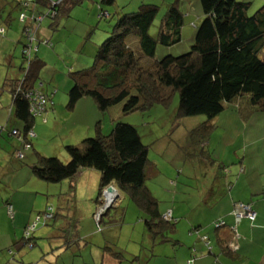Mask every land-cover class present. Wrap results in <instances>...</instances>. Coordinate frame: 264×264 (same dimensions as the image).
Segmentation results:
<instances>
[{
    "label": "rangeland",
    "instance_id": "rangeland-1",
    "mask_svg": "<svg viewBox=\"0 0 264 264\" xmlns=\"http://www.w3.org/2000/svg\"><path fill=\"white\" fill-rule=\"evenodd\" d=\"M238 1L252 4L249 15H253L264 6V0ZM93 2L98 6L100 0H85L74 6L69 18H64L63 24L58 29H51L52 20L45 19L41 24V30L38 31L35 45L38 44V36L42 34L44 28L43 33L48 34L49 42L48 44L40 42L39 47L32 54V58L38 56L45 63L36 87L43 94L45 91L52 94L56 90V94L52 97L55 111H48V119L45 116L47 112L35 118L33 130L35 136L30 137L32 142L28 141L30 147L22 149L24 158H15L12 164L17 171H11L6 177V180L15 187H21V190L18 189L21 192L16 193L15 197L21 205L22 212L17 220L0 212V264H100V262L95 263L96 259L107 246L122 252L125 256L124 260L127 261L125 264H149L156 258L164 257L167 247H155L150 241L145 227L147 216L140 211L129 195L119 192L115 185L113 186L120 196V199L115 201L121 203L103 214L105 223L100 227L97 216L101 213L104 206L101 202L104 203L105 199L104 196L98 198L99 172L92 170L96 174L95 179L86 176L79 182H76L75 178L60 183H48L32 173V168L37 162V154L43 157H57L64 163L68 162L70 158L66 147L79 146L84 139L95 137L98 119L102 121L100 125L104 135L111 132L113 127L111 120L137 128L142 142L149 148L150 164L145 185L159 202V209H166L167 213L174 207L181 209L184 216H179L177 212L174 216L175 219L180 220L181 232L178 235L188 233L186 228L192 224L190 218L197 220L208 217L204 210H207V202L209 200L211 202L214 197H211V191L206 195L205 191L218 186V180H215L214 176L224 181L228 176L225 172L230 170V165L222 166V164L231 154L234 156L236 147L242 146L240 140L242 137L240 136L238 141L237 137L246 125L237 119L232 120V116L228 115L234 112L239 116V104L236 103L226 104L221 115L222 119L219 122L224 126L223 128H231L233 131L232 136L224 129L216 131V136H221L216 151L215 147L208 151L202 149L201 145H193L190 133L208 119L204 115L181 117L178 93L172 95L168 104L156 103L147 110H139L131 114H124L123 104H119L112 107L106 115H101L91 98L83 99L77 111L69 110L67 103L68 92L73 87L72 73L93 65L96 49L109 38L115 24L124 14L138 11L143 4L159 7L158 15L149 32L152 37H157L160 22L170 5L176 3L179 6L184 15L182 41L173 47L158 46L156 60L167 55L180 56L187 53L194 43L196 26L203 17L200 0H116L114 6H103L107 7L104 9L112 15L111 19L99 20L94 14L95 19L93 17L88 20L87 13L94 6ZM109 8L111 10H108ZM25 13L29 16L28 11ZM19 20L25 26L21 16ZM90 20L95 28L89 29ZM22 24L18 22L16 25V34L19 38ZM109 24L112 26L106 34L104 31ZM10 32L13 36H8ZM14 34L13 29H8L7 34L4 30L0 31V85L6 79H10L7 77V69L16 72V75L12 74L14 80L15 77H22L21 68L25 67L22 46L14 44L16 37ZM131 40H133L132 45H136V40ZM16 46L19 48L16 49ZM134 50L144 67L153 64L154 60L145 57L140 48ZM6 55H16L14 66L6 68L8 65V61L5 60ZM87 123L92 125L90 135L87 134ZM217 123L218 119L215 121L216 125ZM234 124H239V131L235 130ZM234 142L236 144L233 148ZM243 156V151H239V157ZM182 206L184 207L180 208ZM47 214L52 216L47 217ZM39 218L41 220L37 221ZM9 232L13 236L17 232L19 239L17 243H12ZM23 238L25 241L30 239L36 242L35 246L31 249L21 248L24 244ZM19 249L27 254L15 258Z\"/></svg>",
    "mask_w": 264,
    "mask_h": 264
},
{
    "label": "trees",
    "instance_id": "trees-1",
    "mask_svg": "<svg viewBox=\"0 0 264 264\" xmlns=\"http://www.w3.org/2000/svg\"><path fill=\"white\" fill-rule=\"evenodd\" d=\"M26 1L21 2L22 14L31 8L23 7ZM115 1L100 0V20L112 18L102 5L113 6ZM81 2L35 0L33 6L47 7L46 12L33 14L42 17L37 26L40 27L45 19L58 20L61 14L64 16ZM200 4L203 17L196 26L190 50L160 60L155 59L158 46L173 47L182 41L184 15L179 6L176 3L170 5L160 22L157 37H152L149 32L159 7L143 4L138 11L124 14L109 38L96 49L93 65L72 73L73 87L68 92L67 108L73 111L79 101L91 98L101 115L119 104H123L124 114H131L147 110L156 103L168 104L172 95L178 93L181 117L204 115L208 119L190 133L193 145H201L202 149H207V139L216 129V118L225 110L226 104H237L239 99L246 97L255 113H264V6L249 15L252 4L247 1L200 0ZM23 23L24 29L30 25L29 20ZM131 39L136 40V45H132ZM28 44L25 39L24 48ZM134 48H140L145 57L154 60L153 64L144 67ZM23 60L26 66L21 68L22 77L6 81L5 87L13 96L14 115L23 124L22 132L17 131L21 140L13 136L28 144L35 122L30 94L37 89L36 82L45 63L33 58L28 64L24 55ZM112 122L108 135L103 134L102 121H99L95 137L84 139L79 146H67L70 159L66 163L57 157L37 154L32 173L48 183H60L74 180L83 169L95 170L100 174L98 198H102L106 188L115 185L147 216L145 227L153 246L167 243L179 246L180 242L173 238L177 221L166 219L159 209V202L145 185L150 164L149 148L142 142L135 126ZM104 215L100 218V227L105 223ZM232 216L236 222L233 213ZM214 226L221 228L226 222L220 220ZM236 229L232 227V238L227 246L234 253L238 250ZM200 238L205 242L204 237ZM31 243L35 246L34 241ZM205 243L210 244L209 238ZM105 251L120 264L125 261L124 254L114 247L107 246ZM190 262L194 264L193 260L188 264Z\"/></svg>",
    "mask_w": 264,
    "mask_h": 264
},
{
    "label": "crops",
    "instance_id": "crops-1",
    "mask_svg": "<svg viewBox=\"0 0 264 264\" xmlns=\"http://www.w3.org/2000/svg\"><path fill=\"white\" fill-rule=\"evenodd\" d=\"M22 1L23 0H0V31L4 30L5 34H7L8 29H13L15 33L14 35H16L14 44H21V48L24 51L25 27L19 20V17L22 14ZM52 1L55 2L57 0ZM93 3L94 6L87 13L88 20L93 17L95 19V15L98 17L99 7L95 5V2ZM103 6L104 5H102V7ZM46 10L47 7L45 5L39 6L37 4V6H33L28 9V14L39 15L42 12H46ZM108 10H111V8ZM69 14L70 12L66 13L64 15L65 17L61 14L58 20H52L50 23V28L56 30L61 27L64 18H69ZM18 22L23 25V28L20 32V38L16 34V25ZM34 24L37 23L32 22V24L30 23L29 27L33 28L34 26V28L37 29V39V35L39 33L38 31L41 30V26L38 27ZM111 26L112 25L109 24L106 31H104L106 34L109 33ZM88 27L89 29L95 28L91 25V20L88 23ZM98 28H100V25H98ZM43 31H45V28ZM43 31L42 34L38 36V45H40V42H43L44 44L49 42L48 34L43 33ZM11 35L13 36V34L10 32L8 36ZM94 47H96V45H94ZM15 48L18 49L19 47L16 46ZM15 56L16 55H6L5 60L8 61L6 68L14 66L16 59ZM34 58L39 59L38 56H35ZM39 60L42 61V59ZM6 72L7 77L10 79H6L5 77L4 80H6L0 85V126L4 128V130L0 132V212H2L5 216L6 214L10 215L8 207L12 206L13 212H15L12 218L17 220L19 217H21L22 208L21 205L18 204L15 196L16 193L21 192L18 191V189L21 190V187H15V185L6 180V177L11 173V171H17L15 167H12V164L14 163V159L18 158L17 153L22 152V149L26 148L24 147V143H22L12 134L13 131H18L21 133L23 130V124L14 115L13 96L9 89L5 87L6 81L13 80L12 74L16 75V72H10L8 69ZM16 79L20 78L15 77L14 80ZM43 87L45 86L43 85ZM45 94L50 99H53L52 97L56 94V90L52 94L49 91H45ZM81 101L78 102L74 111H77V107ZM237 104H239V116L234 114V112H230L228 115L232 116V120L237 119L239 122L242 121L241 123L246 125V128L242 129L237 137V141L242 137V139H240L242 141V146L236 147V150L233 153L234 156L231 154L227 161H224V164H222V166H225V164L230 165V170L225 172L228 174V176L224 178V181L222 182V180H219L218 177L214 176V179L218 180V186H214V188L210 189L208 188L207 191H205V195L211 191V197H214L211 202L210 200L207 202V210H204V212H207L208 217L205 216L204 219L199 218L197 220L190 218V222H192V224L190 227L188 226L186 228V230L188 229V233H184V235H178L181 232V228L179 227L180 220L175 219L174 216L176 214L175 212L181 216L183 214L181 209L174 207L173 209H170L168 213L165 211L166 209H160L162 214H171L172 218L177 221V235L175 234L173 238H177L176 240L180 242V245L176 247L170 243L157 244L155 247H167L164 257L152 260L155 258L154 256L153 258H150L152 263L149 264H188L190 260H193L194 264H264V113H255L254 109L249 105V102L246 98L239 99ZM49 110L55 111V104L52 108L48 109V111ZM48 111L45 115L47 119ZM222 113L216 118V121L218 119V123L216 129L211 133L212 136L210 135L211 137L207 139L206 146L208 151H210L213 147H215L216 151L219 146L221 136H216V131L224 129L227 134L229 132L232 136L233 129H225L223 128L224 126H222V124L219 122L220 119H222ZM99 121H101V119H98L97 123ZM225 126L227 128V125ZM234 126L235 130L239 131V124H234ZM87 129V134H92V125L90 123H87ZM216 137L217 139H215ZM31 144L33 146V143ZM235 144L236 143L234 142L233 148L235 147ZM241 150L244 153L243 157H239V151ZM226 168L225 170H227ZM86 176H92L94 179L96 178V174L91 169H83L76 176V182H79L80 179H84ZM175 199H177V197H175ZM120 203L121 201H117L114 206H118ZM238 203L252 205V208L257 214L256 220L254 222H251L248 219H243L239 224L236 225L232 213L234 211L235 205ZM102 204L104 205L105 202H102ZM183 207L184 206L180 208ZM220 220L225 221L226 226L216 228L214 224ZM18 224L21 225V223ZM231 226L237 227L236 236H238V241H236V244L238 246V250L235 253L227 248L232 238ZM10 233L11 232L8 234L12 240V243H17L19 240L17 239V232L15 236ZM200 237H208L210 241L209 246L203 242ZM23 241L24 244H22L21 248L24 249L28 247V243L24 240V238ZM67 248L70 247L67 246ZM105 248L102 250V253L98 254L95 263L100 262V264H120L118 260L113 258L105 251ZM26 254L27 253L25 251L20 250L15 258H17L18 255L24 257ZM125 262L127 261H123V264H125Z\"/></svg>",
    "mask_w": 264,
    "mask_h": 264
},
{
    "label": "built area",
    "instance_id": "built-area-1",
    "mask_svg": "<svg viewBox=\"0 0 264 264\" xmlns=\"http://www.w3.org/2000/svg\"><path fill=\"white\" fill-rule=\"evenodd\" d=\"M35 0H27L26 2L23 3V7L28 9L30 7H32L34 5ZM105 16H108V14H105ZM29 20V23L32 24V22L39 24V22L42 20V17H35L34 15H32L31 17H29L27 14H22L21 15V21L22 22H26ZM34 24V25H37ZM3 31V30H2ZM36 31L37 29L31 28V27H27L26 29H24V37L25 39H27V41L29 42V44L24 48L23 51V55H24V59L26 61V63L29 64L30 60L33 59L32 58V54L33 52H35V50H37L36 47H34L33 43L36 39ZM28 67V65H27ZM30 98L32 101V114L35 118L43 116L48 109L52 108L54 106L52 99L44 96V94H42L39 90H34V92H32L30 94ZM4 130V128L2 126H0V132H2ZM15 136H18V138L21 140V137L19 135V133L17 131H13L12 133ZM35 136L33 130L29 133V138ZM25 148H29L30 145L28 144H24ZM17 156L19 159H23L24 155L22 154V152H18ZM9 210V214L11 217H13V208L12 206L8 207ZM52 209L50 208L49 211H51ZM233 214L235 216L236 219V225L239 224L243 219H248L251 222H254L256 220L257 214L256 212L253 210L252 205L250 204H244V203H238L235 205ZM47 217H51V214H47ZM166 219H171L172 215L171 214H167ZM41 218V217H40ZM38 219L37 221H40L41 219ZM101 218V213L97 216V220L98 223L100 221ZM223 225V224H222ZM31 228V227H29ZM31 231V230H28ZM29 234V232H28ZM237 235V234H236ZM30 239H26L27 243H28V247L31 249L33 248V244L31 243V241H29ZM203 240L205 242H208V238L204 237ZM209 245V243H208ZM234 249H237V247H234ZM189 264H193V262H190Z\"/></svg>",
    "mask_w": 264,
    "mask_h": 264
},
{
    "label": "water",
    "instance_id": "water-1",
    "mask_svg": "<svg viewBox=\"0 0 264 264\" xmlns=\"http://www.w3.org/2000/svg\"><path fill=\"white\" fill-rule=\"evenodd\" d=\"M118 193V190L112 185V186H109L108 188H106L103 192V196H104V199H105V204L101 210V216L102 214H104L105 212L108 211V209H110L111 207L114 206V204L117 202V201H110L109 202V196L113 193ZM117 198L120 199V196L119 194H117Z\"/></svg>",
    "mask_w": 264,
    "mask_h": 264
},
{
    "label": "bare ground",
    "instance_id": "bare-ground-1",
    "mask_svg": "<svg viewBox=\"0 0 264 264\" xmlns=\"http://www.w3.org/2000/svg\"><path fill=\"white\" fill-rule=\"evenodd\" d=\"M117 194H118V193H116V192L113 193V194H111V195L109 196V202H110V201H113V202H114L116 199H118V198H117Z\"/></svg>",
    "mask_w": 264,
    "mask_h": 264
}]
</instances>
